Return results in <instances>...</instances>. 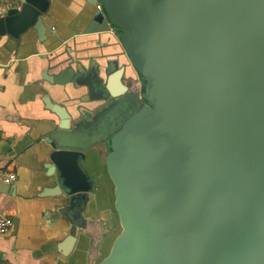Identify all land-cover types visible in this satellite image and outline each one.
Instances as JSON below:
<instances>
[{
    "label": "water",
    "instance_id": "95a60500",
    "mask_svg": "<svg viewBox=\"0 0 264 264\" xmlns=\"http://www.w3.org/2000/svg\"><path fill=\"white\" fill-rule=\"evenodd\" d=\"M54 1L22 0L0 36L33 27L46 41ZM83 1V34L111 33L121 51L48 53L44 102L59 123L42 196L69 230L60 251L88 229L80 163L103 145L121 231L99 264H264V0Z\"/></svg>",
    "mask_w": 264,
    "mask_h": 264
},
{
    "label": "crops",
    "instance_id": "0c3cea01",
    "mask_svg": "<svg viewBox=\"0 0 264 264\" xmlns=\"http://www.w3.org/2000/svg\"><path fill=\"white\" fill-rule=\"evenodd\" d=\"M21 1L0 0V17L20 7ZM85 7L83 0H55L57 19L49 18L48 23L56 30L46 41H40L33 27L18 40L0 36V215L18 220L16 230L13 225L10 232L0 234V264H99L121 231L103 145L87 149L86 159L80 163L93 182L94 197L85 212L88 229L78 230L68 255L60 251L69 235L63 227L66 222L52 225L46 206L53 198L42 196L45 189L55 186L44 164L52 150L46 142L47 132L59 123L44 102L54 91L43 77L48 53L65 43L81 51L89 46L83 54L104 51L107 59H115L121 51L111 33L83 34L84 25L78 19ZM53 93V100L60 98ZM10 173H15L16 179L7 182L5 177Z\"/></svg>",
    "mask_w": 264,
    "mask_h": 264
},
{
    "label": "built area",
    "instance_id": "2783aa9c",
    "mask_svg": "<svg viewBox=\"0 0 264 264\" xmlns=\"http://www.w3.org/2000/svg\"><path fill=\"white\" fill-rule=\"evenodd\" d=\"M101 8V6H98ZM140 81L139 80H133L132 84L130 85V90L136 94H139L140 96ZM7 182L14 181L16 179L15 173L7 174L5 177ZM14 225L13 219L7 215H0V234L8 233L11 231L12 227ZM2 264H10V263H2Z\"/></svg>",
    "mask_w": 264,
    "mask_h": 264
},
{
    "label": "rangeland",
    "instance_id": "374dc122",
    "mask_svg": "<svg viewBox=\"0 0 264 264\" xmlns=\"http://www.w3.org/2000/svg\"><path fill=\"white\" fill-rule=\"evenodd\" d=\"M125 81L128 82L130 85H131L132 82H133L132 80H129V79H126ZM135 96H136V99H138V96H139V95H138V94H135ZM120 230H121V228H120Z\"/></svg>",
    "mask_w": 264,
    "mask_h": 264
},
{
    "label": "bare ground",
    "instance_id": "6f19581e",
    "mask_svg": "<svg viewBox=\"0 0 264 264\" xmlns=\"http://www.w3.org/2000/svg\"><path fill=\"white\" fill-rule=\"evenodd\" d=\"M111 248V247H110Z\"/></svg>",
    "mask_w": 264,
    "mask_h": 264
}]
</instances>
